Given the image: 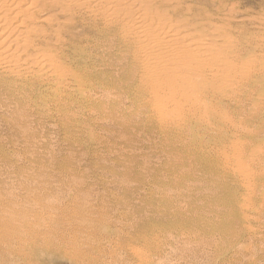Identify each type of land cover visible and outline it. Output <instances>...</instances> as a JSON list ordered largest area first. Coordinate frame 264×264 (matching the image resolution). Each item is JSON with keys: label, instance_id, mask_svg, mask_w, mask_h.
I'll list each match as a JSON object with an SVG mask.
<instances>
[{"label": "rangeland", "instance_id": "obj_1", "mask_svg": "<svg viewBox=\"0 0 264 264\" xmlns=\"http://www.w3.org/2000/svg\"><path fill=\"white\" fill-rule=\"evenodd\" d=\"M154 5L152 13L231 59L234 71L214 70L238 89L223 91L202 69L205 85L182 113L158 118L124 28L74 10L85 52L65 43L48 53L81 86L55 92L50 80L0 71V264H76L69 239L60 252L52 245L85 230L83 219L105 226L107 239L89 251L80 245L89 256L77 264H264V0ZM59 17L49 32L61 28ZM241 164L252 177H240Z\"/></svg>", "mask_w": 264, "mask_h": 264}, {"label": "bare ground", "instance_id": "obj_2", "mask_svg": "<svg viewBox=\"0 0 264 264\" xmlns=\"http://www.w3.org/2000/svg\"><path fill=\"white\" fill-rule=\"evenodd\" d=\"M13 1L17 0H0V71L3 70L1 72L10 75L12 78L21 81L28 76L35 75L41 82L50 80L55 87V92L61 89L67 91L70 87L76 88L81 86V80H78L77 74L75 75L68 65L61 63L58 55L52 53V55H49L48 53L60 52V46H63L65 43L74 45L73 49L75 52H85L84 47L80 45L79 36L73 32L71 25L73 20L81 17H76L77 13L74 10H77L80 15H86L91 22L104 20L109 26L124 28V35L137 46L136 52L142 57L145 64V72L151 79L149 91L157 100L154 112L158 118L168 120L182 113L183 102L191 100L195 93L200 92L202 90L201 87L205 85V79L200 74L202 69H206L208 73H211V78L222 86L223 91L232 90L233 92L238 89V84L235 81L220 74V71L222 72L221 68L214 70L215 64L219 63L225 70L234 71L235 68L233 67L232 60L225 57L219 58L221 50L215 51L210 49V44V46L205 45L199 42V40H195L194 36L186 35L183 31L184 28L181 29L170 24L169 20L165 18V13L162 16L157 12L152 13L150 8L154 7L156 9L157 5H154L156 0H30L28 5L20 9L17 8L20 6V2L13 3ZM164 1L168 5L176 2V0ZM9 3L11 4L8 5ZM61 15L65 17V21H60L61 23L58 24L62 25L61 28L50 30L49 32L45 27L51 28L49 26H52L57 19H61L62 17H59ZM36 16L39 17L35 19ZM33 21H37L39 26L32 25ZM50 35L53 36L54 42H52V36L50 37ZM232 44L231 41L227 42V40L222 42V45L226 47L228 45L231 47ZM213 52H218L219 54H214ZM251 71L252 67L247 66L246 72L250 73ZM14 87L22 90L25 88L21 85H14ZM237 163H239L238 160ZM237 166L240 167V165ZM249 169L243 166L241 170L239 169V175L242 179L252 177L251 172H249L251 170ZM25 220L22 222L23 226L29 225ZM95 222L93 219H83L82 225H84L85 230L81 229L80 233L75 231L76 233H72L71 235H66L67 233L62 235L61 242L57 241L59 240L57 238L54 242L56 246L52 245V248L54 251L56 249V252H60L61 247L58 248L57 244L60 246L64 242H68L67 240L69 239V246L78 250L77 252H72V255L70 254L71 256L69 255L70 258L68 259H73L77 264L79 261H76L74 257L82 256L85 253V249L89 251L91 248H96L98 241L107 239L106 227L102 224L100 227H94L95 225L93 224ZM82 225L80 226L82 227ZM33 227L35 230V225ZM31 232L32 235L30 236L34 239L40 238L38 237V230ZM45 233L49 232L46 231ZM20 242L22 245V241ZM83 244L87 247L85 246V249L83 248L82 251L80 245ZM23 246L21 247L23 248ZM70 247L67 248L70 250ZM52 248L44 244V249H47L46 252L50 253L53 251ZM24 252L27 253L26 251ZM7 255L10 260H14L10 257L9 253ZM5 257H3V260H6Z\"/></svg>", "mask_w": 264, "mask_h": 264}]
</instances>
